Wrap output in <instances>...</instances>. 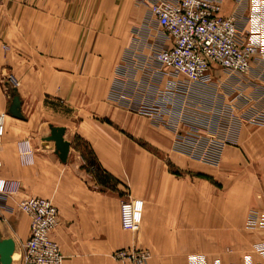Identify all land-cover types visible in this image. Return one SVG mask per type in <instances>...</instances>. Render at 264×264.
Returning a JSON list of instances; mask_svg holds the SVG:
<instances>
[{
    "label": "crops",
    "instance_id": "1",
    "mask_svg": "<svg viewBox=\"0 0 264 264\" xmlns=\"http://www.w3.org/2000/svg\"><path fill=\"white\" fill-rule=\"evenodd\" d=\"M31 7L6 4L9 20L0 22L2 34L29 28L31 21L22 17ZM80 13L72 1L66 3L50 26L61 34L78 24ZM218 15H235L239 31L258 45L241 85L253 97L244 107L263 108L264 97L254 94L264 92V0H220ZM69 43L68 51L56 50L50 57L56 65L70 61L64 74L74 77L83 59L79 34ZM164 44L171 41L166 38ZM7 51L0 52V191L6 195L0 197V236L14 242L11 264H21L29 235L30 217L16 207L28 197L49 200L56 208L58 222L49 238L57 244L62 264H264V123L241 122L233 144L211 143L216 161L210 165L178 149L176 135L166 124L149 118L138 125L134 115L105 100L111 81L99 103L81 102L85 115L73 120L76 110L69 122L41 119L36 113L39 93L48 90L47 68L23 52ZM37 55L41 61L48 58L47 52ZM62 71L57 65L48 74ZM85 74L94 71L87 68ZM12 82H17L21 119L8 114L6 86ZM75 89L71 83L66 91ZM79 106L78 101L71 105ZM96 106L102 111H95ZM49 125L65 128L70 144L65 163L53 145L42 141L50 133L42 135L43 126L49 130ZM127 199L137 210L131 233L120 226V204ZM120 250L144 258L115 257Z\"/></svg>",
    "mask_w": 264,
    "mask_h": 264
},
{
    "label": "rangeland",
    "instance_id": "2",
    "mask_svg": "<svg viewBox=\"0 0 264 264\" xmlns=\"http://www.w3.org/2000/svg\"><path fill=\"white\" fill-rule=\"evenodd\" d=\"M71 1L81 12L80 20L76 26L62 29L61 34L56 33V30L61 29L51 27L50 23L58 18L59 10ZM154 1L0 0L2 24L9 20L6 4L32 6V10H26L22 17L31 21L29 28L11 29L9 34H2L4 30L0 29V52L6 54L8 48L12 54L23 52L32 62H43L47 68L48 90L39 93L38 118L69 122L72 121L71 113L76 110L73 120L74 116L85 115L87 109L81 102L91 99L99 103L105 98L111 81L105 100L114 102L134 115L135 119H139L138 125L149 118L155 124H166L176 135L178 149L213 165L216 148L210 144L216 141L233 144L237 125L249 121L255 111L264 107H244L252 97L244 92L245 88L241 85L248 73L236 77L216 66L215 70L209 69L205 81L193 83L185 75L175 74L159 65L154 59V49L166 47V35L150 15L149 7ZM78 34L81 42L79 52L80 56L83 55L80 74L66 76L64 72L71 65L70 61L63 60L57 62L63 74L49 75L51 68L57 66L51 54L56 50L62 54L68 51L72 46L69 42L75 41ZM39 51L47 52L48 58L39 60ZM87 68L89 72L93 70L94 74L86 75ZM16 83L6 86L10 97L11 92L16 93ZM71 83L76 84V89L73 92L66 91ZM29 96L32 101L36 98ZM254 96L264 97V92ZM77 101L80 103L79 108L71 107ZM94 109L102 111L99 106ZM30 110L34 112V109ZM47 133L49 130L43 126L42 135ZM85 158L91 164L94 163L92 157Z\"/></svg>",
    "mask_w": 264,
    "mask_h": 264
},
{
    "label": "built area",
    "instance_id": "3",
    "mask_svg": "<svg viewBox=\"0 0 264 264\" xmlns=\"http://www.w3.org/2000/svg\"><path fill=\"white\" fill-rule=\"evenodd\" d=\"M220 0H156L149 12L154 22L171 41V45L154 49L155 61L175 74L185 75L191 82L207 79L212 66L229 75L244 76L250 72L258 45L248 41L237 27L235 15L221 17ZM3 115H0V138L4 133ZM250 122L264 123V108L255 111ZM0 197L6 195L0 191ZM17 209L30 217L29 235L22 246L21 264H62L63 256L49 238L50 230L58 222L53 204L46 199L28 197L17 202ZM120 226L134 231L137 210L133 200L120 204ZM130 256L140 262L144 255H127L123 250L115 257Z\"/></svg>",
    "mask_w": 264,
    "mask_h": 264
},
{
    "label": "water",
    "instance_id": "4",
    "mask_svg": "<svg viewBox=\"0 0 264 264\" xmlns=\"http://www.w3.org/2000/svg\"><path fill=\"white\" fill-rule=\"evenodd\" d=\"M8 114L18 119L22 118L20 113V100L15 91L11 92V103L8 108ZM49 131V135L42 138V141L47 145H53L54 154L62 163H65L70 146L69 142L64 139L65 128L49 125ZM14 250L15 245L13 240L2 239L0 236V264H11Z\"/></svg>",
    "mask_w": 264,
    "mask_h": 264
}]
</instances>
